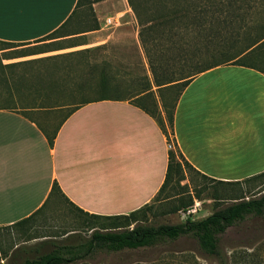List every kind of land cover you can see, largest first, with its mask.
<instances>
[{"label": "crops", "instance_id": "obj_1", "mask_svg": "<svg viewBox=\"0 0 264 264\" xmlns=\"http://www.w3.org/2000/svg\"><path fill=\"white\" fill-rule=\"evenodd\" d=\"M77 1L3 0L0 41L68 44L51 49L89 42L100 30L99 21L97 28L74 30ZM2 59L3 68L25 61ZM4 75L0 97L8 98V71ZM27 81L21 76L11 96L23 97ZM67 81L54 79L52 92L35 96L86 95L88 88L70 91L63 84ZM62 108L68 111L58 117ZM173 121V146L195 171L222 181L263 172L264 70L224 63L195 74L179 94ZM168 150L156 119L129 99L0 107V228L20 225V220L59 204L103 216L136 210L161 187ZM54 185L58 189L52 190Z\"/></svg>", "mask_w": 264, "mask_h": 264}, {"label": "rangeland", "instance_id": "obj_2", "mask_svg": "<svg viewBox=\"0 0 264 264\" xmlns=\"http://www.w3.org/2000/svg\"><path fill=\"white\" fill-rule=\"evenodd\" d=\"M221 1L228 4V8L223 6L221 9ZM219 2V4L211 2L210 8L214 10L208 19L214 21L216 19H213V16H217L220 22L225 21L219 24L216 30L222 32L223 38L229 39L228 45H231L234 51H243L236 57L237 62L264 70V0ZM155 8L161 6L157 4ZM78 10L80 14L74 30L98 27L99 21V32L85 44L51 49L68 44L42 42L35 46H22L0 43V85L5 79L4 70L8 71V98L0 97V107L50 108L57 104H70L81 100L80 97L52 98L35 95L51 91L54 79L69 80L68 84H63L66 85L65 88H71L70 91L77 90L76 84L81 79H86L94 82L92 89L85 90L86 98H126L153 115L158 120L167 142L171 144L169 150L174 154V164L178 162L180 169L172 171L171 179L155 200L152 199L149 203L150 208L145 210V216L139 212L138 219L130 227L135 224L154 226L183 222L186 219H200L215 208L230 203L232 201L230 197L244 195L245 198H249L264 191V174L228 182L204 176L184 163L172 143L174 111L180 85L175 82L176 84L158 88L152 83L147 58L138 38L139 25L127 0H82ZM107 18H111L108 23ZM6 57L8 63L25 61L20 64H8V68H3L1 58L6 60L4 59ZM101 71L107 75L112 85L115 81L119 83V87H116L119 95L111 91L110 83L108 88L96 86ZM21 76L28 80L22 90H26L23 92L25 95L12 97L11 89L18 87L17 81ZM147 80L150 83L148 93L146 91L135 95L138 90L147 86L145 82ZM51 110L46 108L45 111ZM67 111L68 108H62L58 117H63ZM21 112L26 114L29 112L28 114L35 118L39 116L36 114L38 112L28 110ZM190 196L192 197L190 206L173 213H160L180 200L189 199ZM194 203L195 213H190L189 216L183 214L188 208L193 207ZM92 219L68 205L59 204L53 209L42 210L37 216L20 225L1 227L0 264L21 263L25 258H34L52 250L55 245L83 241L98 228L92 226L93 221L97 223L106 221L100 218ZM219 251V256L208 255L198 248L194 238L183 236L171 243L152 248L118 252L95 249L75 264H230L232 254L246 251L251 254L246 256L249 259L248 264H264V215H250L244 221L230 226L220 236Z\"/></svg>", "mask_w": 264, "mask_h": 264}, {"label": "trees", "instance_id": "obj_3", "mask_svg": "<svg viewBox=\"0 0 264 264\" xmlns=\"http://www.w3.org/2000/svg\"><path fill=\"white\" fill-rule=\"evenodd\" d=\"M81 1H77L76 8L80 6ZM212 1L213 3H220L219 0H127L139 25L138 38L147 58L152 83L158 86V88L177 82L180 85V94L184 85L195 74L224 63H240L237 62L236 57H239L243 51H234L231 45H228L229 39L223 38L222 32L216 30V27L225 21L220 22V18L217 16H213V19H216L214 21L208 19L213 15L211 11L214 9L211 10L210 8ZM157 4L161 8H155ZM220 5H222L221 9L223 6L228 8V4H225L224 1H221ZM54 34H56L55 31L48 35V37ZM0 43L13 44L1 41ZM250 66L255 67L253 65ZM98 78L96 86L106 88L110 86V79L102 71ZM145 82L147 86L142 87L135 95L146 91L148 93L150 83L148 80ZM2 83H4L3 80ZM93 85L94 82L92 80H83L78 82L76 87L92 89ZM110 87L112 92L118 93L116 87H119V83L115 81L114 85L111 84ZM101 98L126 99L122 97L89 99L82 96L80 97L81 100L73 102V104ZM156 121L158 122L157 119ZM174 163V154L171 150H168V162L164 181L154 196V200L171 179L172 171L180 169V164L178 162ZM184 163L191 167L186 161ZM262 174H264V171L252 177ZM53 189L58 188L54 185ZM230 198L232 199L230 203L215 208L210 214L200 219H186L183 222L154 226L135 224L130 227L138 219L139 212L145 216V210L150 208L149 203L127 214L103 216L85 213V215L94 220L100 218L106 221L101 223L93 221L92 226L98 228L94 229L91 235L83 241L75 244H58L48 252L39 254L34 258H25L21 263L14 264H75L95 249L118 252L139 248H152L157 245L171 243L183 236L194 238L198 248L204 253L219 256L220 236L230 226L244 221L250 215H264V191L258 196L249 198H245L244 195ZM191 203L192 197L190 196L189 199L185 201L180 200L177 204L169 207L167 210L160 211V213H173L190 206ZM32 217L33 215L22 219L18 224L24 223ZM90 222L92 223V221ZM249 255L251 254H248L247 251L238 252L236 255L232 254L229 262L230 264H248L249 259L246 256L248 257Z\"/></svg>", "mask_w": 264, "mask_h": 264}, {"label": "snow or ice", "instance_id": "obj_4", "mask_svg": "<svg viewBox=\"0 0 264 264\" xmlns=\"http://www.w3.org/2000/svg\"><path fill=\"white\" fill-rule=\"evenodd\" d=\"M3 0H0V4H2ZM34 4H47L53 2V0H31ZM3 26V18L2 15H0V28Z\"/></svg>", "mask_w": 264, "mask_h": 264}, {"label": "built area", "instance_id": "obj_5", "mask_svg": "<svg viewBox=\"0 0 264 264\" xmlns=\"http://www.w3.org/2000/svg\"><path fill=\"white\" fill-rule=\"evenodd\" d=\"M107 22H110L108 19H107ZM168 148H171V144L170 143H168ZM195 211H196V203H194L193 204V207H191V208H188L183 214H185V215H187V216H189L190 215V213L192 214V213H195Z\"/></svg>", "mask_w": 264, "mask_h": 264}, {"label": "bare ground", "instance_id": "obj_6", "mask_svg": "<svg viewBox=\"0 0 264 264\" xmlns=\"http://www.w3.org/2000/svg\"><path fill=\"white\" fill-rule=\"evenodd\" d=\"M109 21L111 20V18H107Z\"/></svg>", "mask_w": 264, "mask_h": 264}]
</instances>
